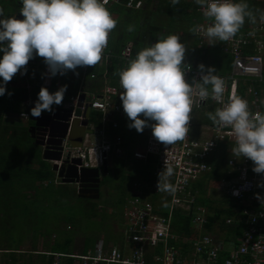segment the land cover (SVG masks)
Masks as SVG:
<instances>
[{
	"label": "trees",
	"instance_id": "obj_1",
	"mask_svg": "<svg viewBox=\"0 0 264 264\" xmlns=\"http://www.w3.org/2000/svg\"><path fill=\"white\" fill-rule=\"evenodd\" d=\"M109 1L110 3L105 7L112 18L116 20V26L112 30L108 43V50L112 55L111 60L109 59L111 62L109 74L112 75V78H119L122 61L118 58L126 44H131L130 57L134 59L140 50L168 35L178 36L186 48L181 66H192L197 69V65L203 64L205 68L213 67L216 70L215 73L220 75H225L230 71L232 57L223 53L221 44L215 40L201 44V39L196 35V26L204 20V17L198 12V6L194 0H180L177 5H172L170 0H141L142 7L137 10L126 8L127 0ZM245 1H250V4H253L248 9L253 16H260L261 12L258 6L261 1ZM20 7L19 0H0V9L4 10L5 17L13 15L16 18L17 16L22 17L18 12ZM130 26L132 31L128 30ZM240 31L243 29L240 28L238 32ZM246 53L252 54L253 49H247ZM45 68L47 66L44 64L43 58L34 56L26 70V76L30 73L35 75L32 88L26 90L11 86L17 82L20 73L18 71L6 83L5 95L0 96V225H2L0 226L2 229L0 237L2 260H0V264H34L31 260L33 256L37 258L38 264H53L56 260L55 255H59L58 264H75L74 259L65 256L73 253L74 236L76 237L78 233L85 236L81 250V253L84 254L92 248L94 240V237L85 235L88 233L85 226H100V222L93 221L100 218L97 204L93 201L78 199L73 185L61 184L56 179L50 164L41 159V149L34 144V140L28 133V127L19 125L17 122L6 123L4 121L5 116L9 113L14 115H19L22 112L29 113L41 87L47 88L51 93L59 87L67 85L62 104L76 94L80 82V79L79 81L76 79V69L71 72L65 71L63 75L53 76L49 86L44 84ZM102 71L97 65L88 67L84 82L85 89L95 92L102 87L100 81ZM92 76L94 78H91ZM111 84L114 83L111 81ZM253 84L251 83L252 86ZM248 86H250L249 82L243 83L240 80L236 95L243 98ZM9 92L11 95H8ZM208 105L199 118L203 124L212 126L214 124L207 119L206 114L214 113V110L213 106ZM45 113L47 112H42V114ZM122 121L130 123L128 118ZM90 123L98 126L99 114L90 113ZM30 124H32L31 120ZM120 135L126 155L112 160V166L107 168V176L103 181L104 184H110L113 182V176H116V181H118L116 186L118 195L115 204L117 209H113L110 213L111 217H115L116 213L121 215L124 199L129 196L126 183H131L134 176H139L141 180L138 190L143 197L147 195L152 205L158 208L156 213L159 216L169 219L171 234L177 238L175 243L182 255L189 253L192 249V245L187 242H194L200 236L199 231L193 227L195 212L199 206L212 211L209 215H205V224H203L207 234H211L214 230L213 226L218 224V227L226 232V242H237L243 232V225L238 222L239 216L237 215L242 206L237 201L229 197H224L217 202L206 199L204 197L206 181H200L194 183L190 188V197L193 202L188 204V209L181 207L170 209L171 193L164 192L163 195L159 190L155 193L144 187L145 183L149 187L152 186L156 180L153 176L155 160L150 157L145 161L135 160L127 153L128 144L133 140L132 136L122 132ZM226 172L227 168L224 165H215L211 172L204 175V178L207 181H219L226 175ZM226 179L230 181L231 178L226 177ZM106 204L108 205V203ZM191 207L192 209H190ZM83 219L84 223H82ZM227 219H231L232 223L226 224ZM81 224H84V227ZM14 226L21 227L17 235L13 233ZM82 227L84 231L81 232ZM69 231L72 232L71 236H69ZM22 233L26 236L31 233L32 241L35 244L38 242L36 240L38 238L45 240L43 245L45 250L40 254H35L39 251L37 247L34 248L33 243V250L27 251L26 254L18 253L22 240H19L17 236ZM110 239H112L110 236L106 237V241ZM117 239L120 240V238ZM23 255H26V259L21 258ZM219 256L221 262L226 254L221 253Z\"/></svg>",
	"mask_w": 264,
	"mask_h": 264
},
{
	"label": "clouds",
	"instance_id": "obj_2",
	"mask_svg": "<svg viewBox=\"0 0 264 264\" xmlns=\"http://www.w3.org/2000/svg\"><path fill=\"white\" fill-rule=\"evenodd\" d=\"M170 2L177 5L180 0ZM19 3L21 7L18 12L22 19H17L15 15L5 17L4 10L0 9V96L5 95L6 83L18 71L24 74L25 66L34 55L43 58L50 76L63 75L66 70L74 71L77 67L95 66L101 60L108 34L116 26V20L104 6L107 0H19ZM194 3L201 6L203 16L211 20L204 30L209 41L229 40L243 26L246 17L255 22L245 0H194ZM260 19L264 21V12H261ZM128 30L133 29L130 26ZM185 50L178 36L168 35L140 50L118 74L123 90L119 99L130 121L127 127L135 129L137 133L150 127L153 138L164 145L183 140L189 131L193 84L200 100L211 96L220 102L225 90L224 81L214 74L216 70L211 66L205 68L203 64L197 65L199 79L193 78L192 84L186 81L185 72L181 69ZM66 90L67 85L51 93L41 87L34 106L29 110L28 120L32 117L38 119L42 112L51 115L54 105L64 109L66 103L61 104ZM260 103L264 105V99ZM208 118L214 125L230 128L235 138V146L231 149L233 157L250 160L253 165L251 170L264 177V112H251L248 102L233 94L227 104L217 108L214 114L208 113ZM82 120L77 119L73 127L75 123L80 125ZM87 122L85 127L82 126L84 132L79 145L71 146L68 139L63 141L62 160L67 157L64 155L67 147L82 145L88 126L94 125L90 123L89 116ZM73 127L70 126L68 136ZM48 163L51 167L61 164ZM106 165L91 169H98L100 174L104 168H108ZM172 175L173 168L165 166L158 173L156 188L161 192H173L174 188L168 182ZM233 195H238V192L234 191ZM254 195L256 199L264 201V196Z\"/></svg>",
	"mask_w": 264,
	"mask_h": 264
},
{
	"label": "built area",
	"instance_id": "obj_3",
	"mask_svg": "<svg viewBox=\"0 0 264 264\" xmlns=\"http://www.w3.org/2000/svg\"><path fill=\"white\" fill-rule=\"evenodd\" d=\"M108 3L109 0L105 5ZM125 7L137 10L142 7V2L127 0ZM200 12L203 13L202 8ZM208 20L204 27L201 26L196 31L201 38L206 37L204 30L211 24V20ZM110 35L111 32L108 34V42ZM221 42L222 51L232 57V66L227 74L214 73L224 81L225 90L221 101L217 102L211 96L200 100L193 84V104L186 137L171 145H164L156 141L150 133L143 150L132 153L136 160L145 161L148 157L155 160L153 176L156 180L150 186L155 193L158 192L156 188L158 173L163 171L165 166L170 165L173 168V175L168 178L174 188L171 192L170 209L174 207L188 209V204L193 202L190 197L191 185L212 171L207 160L221 145L230 142L233 147L235 146V138L230 128L218 125L206 126L200 123L197 117L199 112L210 103L215 104L217 108L227 104L231 96L236 95L240 80L243 83L263 80L264 21L259 19L252 31L238 32L229 40ZM107 46L102 52L100 60L102 64L110 59ZM250 48L253 49V53L247 54L246 51ZM130 54V47H124L121 60H132ZM33 59L28 61L26 67H29ZM181 69L185 72V80L190 84L193 78L199 79V71L192 66H181ZM208 87L210 89V86ZM26 88L30 89L29 86ZM249 89L252 96L251 100L247 101L249 110L260 111L259 92L253 86ZM122 91L118 82L116 86L105 85L98 96L84 94L82 112L89 107L91 111L99 114L101 126L89 125L82 145L75 148L67 147L64 150V155L69 159L80 161L78 169L103 168L112 158L126 155L121 136L113 135L111 141L107 138V133L111 131L115 133L119 129L120 124L116 118L126 116L119 99ZM78 97L79 95L70 97L63 108L74 111ZM19 118L26 121L29 114L22 112ZM226 165L237 175L233 182L223 183L222 190L243 207L238 215V222L243 225V232L236 243L221 242L216 236L207 234L203 228L206 213L203 209L197 208L193 227L199 231L200 236L194 242H187L192 245V249L191 254L186 258L175 243L177 238L171 234L169 219L159 216L150 201L136 196L127 202L124 210L126 226H123L121 242L108 244L103 239H98L87 254L67 257L77 260V264H264V201L261 202L254 195L264 196V177L251 170L252 162L246 158H228ZM258 184L262 186L258 187ZM234 191L238 192V195H233ZM231 223V219L226 220V224ZM221 253H225L226 256L220 262ZM58 257L59 255H55L56 260L53 264H58Z\"/></svg>",
	"mask_w": 264,
	"mask_h": 264
},
{
	"label": "crops",
	"instance_id": "obj_4",
	"mask_svg": "<svg viewBox=\"0 0 264 264\" xmlns=\"http://www.w3.org/2000/svg\"><path fill=\"white\" fill-rule=\"evenodd\" d=\"M138 1H141V0H138ZM189 1V0H188ZM257 1H260V0H257ZM142 2V1H141ZM234 2H239V0H234ZM246 3H247V5H248V9H250L251 7H252V5L253 4H250L251 2L250 1H245ZM109 3H110V1H109ZM108 3V4H109ZM198 6V12L203 16V14L200 12V8H201V6H199V5H197ZM258 8H259V11L260 12H264V1H262L261 0V3L259 4V6H258ZM129 9V8H128ZM135 10V9H134ZM204 17V16H203ZM17 18H19V19H22V17H17ZM259 18H260V16H257V17H255V22H251L249 19H247V18H245V22H244V24H243V26L241 27L242 29H243V31H240V32H250V31H252L253 30V28H254V25H256V23L258 22V20H259ZM209 20L207 19V18H205L204 17V20L202 21V22H200L197 26H196V29H195V33H196V31H197V29L199 28V27H201V26H205L206 24H207V22H208ZM238 33V32H237ZM111 34H112V31H111ZM196 35L198 36V34L196 33ZM110 37H111V35H110ZM199 37V36H198ZM200 39H201V44H206V43H209V42H211V41H209V39L207 38V37H203V38H201V37H199ZM110 40V39H109ZM214 41V40H213ZM215 41H217L219 44H221V48H222V42L221 41H219V40H215ZM109 43V42H108ZM126 46H129L130 47V49H131V44L130 43H128V44H126L125 45V47ZM107 53L110 55V58H112V55H111V53H110V51L108 50V46H107ZM122 53V52H121ZM223 53H225L224 51H223ZM227 54V53H226ZM130 56H131V54H130ZM120 57H121V54H120ZM118 58L119 60L121 59V58ZM133 59V58H132ZM111 60V59H110ZM110 60L107 62V63H104V64H102V63H100V61L96 64L97 65V67L99 68V69H102L103 71H102V77H101V79H100V81H101V88L100 89H98L97 91H95V92H89L87 89H85V84H84V82H85V77H86V74H87V71H88V67L89 66H83V67H77L76 68V70H77V76H76V79H78V81H79V79H80V82H79V84H78V87H77V91H76V94L75 95H81V94H85V95H96V96H98L99 94H100V92H101V89L105 86V85H110V86H116V85H118V82H119V78L117 77L116 79L115 78H112L111 76V74H109V67H110V64H111V62H110ZM120 61H122V68H121V71L122 70H124L127 66H128V64H129V62L131 61H124L123 59L122 60H120ZM232 66V65H231ZM121 67V66H120ZM194 68V67H193ZM28 69V66L26 67L25 66V71H24V74H21V72L19 73V77H18V79H17V82L16 83H14V84H11V86L12 87H14V88H24V89H26V90H30L31 88H32V81H34L35 79H34V74L33 73H30V75H28V76H26V70ZM117 69H120L119 67H117ZM194 69H196V68H194ZM196 70H198V69H196ZM44 84L45 85H49L50 86V82H51V80H52V77L53 76H50L49 74H48V68H45V70H44ZM59 74V73H58ZM218 74V73H217ZM220 75V74H219ZM109 78L111 79L112 78V80H109ZM262 78H263V76H262ZM108 81H109V84H108ZM111 81L114 83V84H111ZM246 82H249V81H245L244 83H246ZM250 83V86H248V88H247V90H246V93H245V96L242 98V99H244V100H246V101H250L251 100V98H252V96L250 95V89H249V87H251L252 88V85H251V82H249ZM257 86V91L259 92V96H260V101L262 100V99H264V79L262 80V82H255L254 84H253V87L254 88H256V86ZM26 86H29L30 87V89H27L26 88ZM237 87H238V85H237ZM236 94H237V90H236ZM65 103H67V102H65ZM64 103V104H65ZM63 105V104H62ZM209 105H211V106H213V110H214V112H215V110L217 109V106L215 105V104H212V103H210ZM208 105V106H209ZM55 108H57V106H53V109H55ZM207 108V107H206ZM206 108H203L200 112H199V114L197 115V117L199 118V117H201V115H202V113L205 111V109ZM260 112H264V105H261L260 106ZM90 113H92L91 111L89 112V120H90ZM94 113V112H93ZM45 114H50V113H45ZM214 114V113H213ZM9 115V114H8ZM12 115H14L13 113H12ZM7 116V115H6ZM17 117V119L21 122V123H24V125L23 126H27L28 127V125H27V123L28 122H30V120H26V121H22L20 118H19V116L18 115H14V117ZM15 117V118H16ZM126 118H127V116H124L123 118H119V117H117L116 118V120L119 122V124H120V126H119V129H118V131L117 132H113V131H111V132H109V133H107L108 134V140H112V136L113 135H116V133H117V135H119V136H121L120 135V132H122V133H125V134H127V135H131L132 136V138H133V140L128 144V152L127 153H129V155L131 156V157H133L132 156V153H134V152H140V150L139 149H135V147H136V145L138 144V143H141L142 145H143V148H144V146H145V142H146V139H147V137L149 136V134L151 133V130H150V128L149 127H145L144 128V130L141 132V133H137L136 131H135V129H130V128H128L127 127V121H125V122H123L122 120H126ZM142 118V117H141ZM199 121L201 120L200 118L198 119ZM200 123H202V121L200 122ZM78 124V123H77ZM203 124V123H202ZM20 125H22V124H20ZM206 125V124H205ZM209 125V124H208ZM98 126H101V121H100V119H99V125ZM207 126V125H206ZM30 127H28V129H29ZM78 128H79V131H76V134L74 135V129L72 130V133L70 134V145L71 146H77V145H79V143L82 141V138H83V132H84V129H83V127L82 126H80L79 124H78ZM119 133V134H118ZM141 137V138H140ZM140 138V142L138 141V139ZM233 148V145H232V143H227V144H225V145H221L219 148H218V150L216 151V153H214L208 160H207V163L212 167V169H213V166H220V164L221 165H224V167H226L227 168V172H226V177H228V178H231L230 179V181H227V179H226V177L224 176L222 179H220L219 181H216V180H206V178H204L205 176L203 175L199 180H197L196 182L198 183V182H200V181H206L205 182V186L207 185V186H209V184L211 183V184H216V186H217V188H219V187H221L222 186V184L223 183H226V182H233L234 180H235V178H236V173L235 172H232L231 170H229V168L227 167V165H226V160L228 159V158H231V157H233V155H232V153H231V149ZM41 149V148H40ZM124 150V149H123ZM143 150V149H142ZM141 150V151H142ZM125 151V150H124ZM41 153H42V149H41ZM125 157V156H124ZM127 158V157H126ZM125 158V159H126ZM42 159V158H41ZM43 160V159H42ZM136 160V159H135ZM44 161V160H43ZM138 161H140V160H138ZM130 165H132L131 163H130ZM129 165V166H130ZM49 166H51V165H49ZM128 171V170H127ZM206 175V174H205ZM107 175L105 174L103 177H101V180H102V186H110V185H112V184H114L113 182L112 183H110V184H104V178L106 177ZM232 176H234V177H232ZM140 180H141V177H139V176H134L133 177V179H132V182L131 183H126V190L128 191V193H129V196L128 197H126L125 199H124V202H123V206L121 207V211H122V213H121V215H119V214H117L116 213V216L117 217H121L122 218V214H123V210H125V207H126V205H127V202L132 198V197H136V196H141L143 199H145V200H148V201H150L149 200V198H147V195L145 196V197H143L141 194H140V191L138 190V188H140L139 186V182H140ZM170 184H171V182L170 181H168ZM196 182H194V183H196ZM194 183L191 185V187L194 185ZM102 186H101V188H102ZM73 188H75V186L73 185L72 186ZM144 187L145 188H148L147 190L148 191H152L151 190V188L145 183L144 184ZM76 189V188H75ZM221 191L223 192V196H221L219 199L221 200L222 198H224V197H228L225 193H224V190H222V187H221ZM198 193V192H197ZM162 194L164 195V192H162ZM117 193H115L113 196H111V200L113 199V201L111 202V205H112V207H111V212L110 213H112V211H113V209L114 208H116L117 209V206L115 207V204H116V199H117ZM198 195V194H197ZM78 198V197H77ZM102 196H101V190H100V195L98 196V197H96L95 199H94V202L95 203H98L97 201H101L102 200ZM230 198V197H229ZM79 199V198H78ZM231 199V198H230ZM86 201V200H85ZM106 202H104V203H108V204H110L109 202H107V200H105ZM211 201V200H210ZM104 203H102V204H104ZM216 205V204H215ZM241 206V205H240ZM198 208H201V209H203L204 211H205V213L207 214V215H209V213H211L212 211H208V209L207 208H204V207H198ZM242 209H243V207H242ZM241 209V210H242ZM154 210L157 212L158 211V208L155 206L154 207ZM240 210V211H241ZM239 211V212H240ZM239 212L237 213V215H239ZM158 214V213H157ZM114 217L115 219L117 218V217ZM109 217L110 218H112L111 216H110V214H109ZM123 217H124V215H123ZM121 221H122V223H120L119 224V226H115V227H117V231H116V233L117 234H114V236L112 237V239H110V240H108L107 241V243L108 244H112V243H119V242H121L122 241V231H123V226H126V221H125V219H124V222H123V220L121 219ZM121 225V226H120ZM219 225L218 224H215L214 226H213V228H214V230H213V232L211 233L212 235H214V236H217L219 239H220V241L221 242H226L225 241V239L227 238V235H226V232L225 231H223V230H221L219 227H218ZM32 237V236H31ZM101 238V237H100ZM117 238H120V240H118ZM102 239H104L105 241H106V238H102ZM26 240H27V245L28 246H31L30 248H29V250H33L32 249V245H33V241H32V238H31V240L30 239H27L26 238ZM42 241H40V242H36V244L34 243V248H38L39 246H42L43 247V245H44V243H45V240H43V239H41ZM22 243H24V241L23 242H21V244H20V251H17L18 253H23V254H26V252L27 251H29V250H23L22 249V247H21V245H22ZM40 243V244H39ZM83 247V246H82ZM1 248V247H0ZM44 249V248H43ZM38 250V249H37ZM45 250V249H44ZM2 251H0V260H2V253H1ZM42 253V252H41ZM74 253V252H73ZM72 253V255H74ZM35 254H40V251H39V253H35ZM191 254V250H190V252L189 253H187V254H183V256L184 257H186L187 258V256L188 255H190ZM18 259H19V257H17ZM22 259L24 258H26V255H23V257H21ZM32 261H33V263L34 264H36V262H37V258L35 257V256H33L32 257V259H31ZM76 264V263H75Z\"/></svg>",
	"mask_w": 264,
	"mask_h": 264
},
{
	"label": "water",
	"instance_id": "obj_5",
	"mask_svg": "<svg viewBox=\"0 0 264 264\" xmlns=\"http://www.w3.org/2000/svg\"><path fill=\"white\" fill-rule=\"evenodd\" d=\"M20 17V16H17ZM84 94L78 97L76 109L65 110L55 108L53 113L41 114L37 119L32 117V126L28 129L30 137L34 140V144L42 149L41 158L46 162L61 163L52 165V171L56 173L57 179L62 184H71L77 187V197L83 200H94L99 196L100 174L98 169H78L80 161L77 159L69 160L66 157L62 160L63 141L70 139L68 130L73 127V123L77 119H83L80 125H87L89 116V107L87 111L82 112ZM85 108V109H86ZM74 120L71 122V119ZM103 173L107 174V169H103Z\"/></svg>",
	"mask_w": 264,
	"mask_h": 264
},
{
	"label": "rangeland",
	"instance_id": "obj_6",
	"mask_svg": "<svg viewBox=\"0 0 264 264\" xmlns=\"http://www.w3.org/2000/svg\"><path fill=\"white\" fill-rule=\"evenodd\" d=\"M87 110H88V108H86L84 111H87ZM89 112H90V110H89ZM206 116H207V119L210 120L208 118V114H206ZM15 117L11 113H9V115L5 116L4 121L6 123L17 122L19 125L20 124L24 125V123H21L17 119V117L16 118ZM27 125L29 127V122L27 123ZM140 138L138 139L139 142H140ZM135 149H139L141 151L143 149V145L141 143H138L136 145ZM106 166L108 168H110L112 166V162H108ZM100 176L101 177L104 176L102 172L100 173ZM116 180H117V177L113 176L112 177V181H113L114 184H112L110 186H102V188L100 189L101 190V196L103 198H102V200L100 202L97 201L98 203H96V204H97V208H98L97 211L99 212V217L101 218V220H100V218H96V219L93 220L94 222H100L99 223L100 226H85V228H87L86 231L88 232L85 235L87 237H89V236L94 237L93 244H95L97 239L100 238V237L101 238H106L107 236H110L112 238L114 236V234H117L116 233L117 227H115V226H119V224L122 223L121 219L124 222V217H123L124 210H123L122 218L116 216L117 218L115 219L114 217L110 218L108 216L110 214V212H111V207H112L111 202L113 201V199L111 200V196H113L115 193H117L116 186L118 185V181H116ZM222 194H223V192L221 191V187L217 188L216 184H211L210 183L209 186H207V185L205 186L204 197L206 199H208V200L217 202V201L220 200L219 198L221 196H223ZM105 200H107V202H109L110 204L107 205L106 203H104V202H106ZM102 203H104V204H102ZM101 212H102V214H100ZM82 223H84V219H83ZM81 225L84 227V224H81ZM0 226H2V225H0ZM27 226H28V229H29V227H30L29 222H28ZM83 227L80 229L81 232L84 231ZM20 228H21L20 226H14L13 233L15 235H17L18 232L20 231ZM1 231H2V229L0 228V237H1ZM105 231L108 233V235H107V233ZM71 235H72V232L69 231V236H71ZM17 237H18L19 240H22V242L24 241V243H22V245H21L22 249L23 250H29V248L31 246L27 245L26 238L31 240V238H32L31 237V233H28L27 236L24 233H22V234L18 235ZM84 238H85V236L83 237L82 233H78V235L76 237L74 236V244H73V247H74L73 248V252L74 253L73 254L75 256H82V255L87 254V253H84V254L81 253L83 242H84ZM216 238H218V237L216 236ZM41 239L42 238H38L36 240L38 242H40V241H42ZM37 249H38V251H40V253L42 251H44L42 246H39ZM36 264H38V263L36 262Z\"/></svg>",
	"mask_w": 264,
	"mask_h": 264
},
{
	"label": "flooded vegetation",
	"instance_id": "obj_7",
	"mask_svg": "<svg viewBox=\"0 0 264 264\" xmlns=\"http://www.w3.org/2000/svg\"><path fill=\"white\" fill-rule=\"evenodd\" d=\"M32 124H33V123H32ZM32 124H30L29 127H30ZM78 124H79V123H78ZM78 124H77V123L74 124V127H73V129H74V135L76 134V131H79ZM101 183H102V180H101ZM101 183H100V185H99V190L101 189V186H102Z\"/></svg>",
	"mask_w": 264,
	"mask_h": 264
}]
</instances>
